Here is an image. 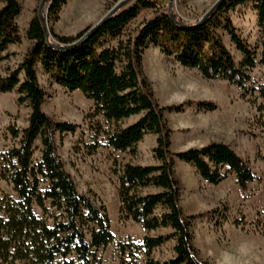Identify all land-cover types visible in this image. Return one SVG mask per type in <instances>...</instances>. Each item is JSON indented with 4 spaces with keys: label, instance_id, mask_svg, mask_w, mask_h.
I'll use <instances>...</instances> for the list:
<instances>
[{
    "label": "trees",
    "instance_id": "16d2710c",
    "mask_svg": "<svg viewBox=\"0 0 264 264\" xmlns=\"http://www.w3.org/2000/svg\"><path fill=\"white\" fill-rule=\"evenodd\" d=\"M48 1V27L41 14H36L25 32L30 47L22 62L5 76L0 75V95L16 92V103L31 110L25 129H8L12 139L18 140L17 146L0 154V178L17 195L16 199L8 195L0 199V264H103L100 251L115 241L106 207L79 192L58 154L57 135H74L83 127L56 121L44 112L48 94L40 84L39 70L66 92L79 91L94 104L93 111L85 116L91 134L85 145L88 155L109 148L134 157L146 136L157 137L155 165L128 163L115 170L121 217L145 232L141 242L120 244L122 264H208L199 259L193 245L194 221L203 216H186L180 205L177 163L192 165L212 185H219L232 174L243 191L257 178L249 163L223 143L172 151L173 131L166 112L184 113L191 108L213 112L217 107L202 101L161 107L143 73L144 52L150 46L159 48L166 57L183 68L197 70L207 80L226 81L248 92L257 54L242 39L231 13L253 5L264 34V0H225L206 18L193 22L166 12V0H137L132 5L126 0L90 38L86 37L88 29L74 37L58 35L54 25L68 0ZM0 3L2 55L10 46L21 45L24 38L18 23L20 1ZM142 9L156 13L135 32L126 33V26ZM222 33L243 55L241 63L226 47ZM260 63L264 65V58ZM260 91L264 100V88ZM134 117L139 119L125 125ZM38 150L40 158L36 160ZM160 230L171 233L152 235ZM171 241L173 256L156 259L154 253Z\"/></svg>",
    "mask_w": 264,
    "mask_h": 264
},
{
    "label": "rangeland",
    "instance_id": "374dc122",
    "mask_svg": "<svg viewBox=\"0 0 264 264\" xmlns=\"http://www.w3.org/2000/svg\"><path fill=\"white\" fill-rule=\"evenodd\" d=\"M22 13L18 18L23 43L0 55V75L5 76L22 62L30 43L25 32L30 20L36 14L46 15L50 2L46 0H19ZM122 0H68L60 13V20L54 25L58 35L77 36L88 31L104 18ZM137 0H130L132 5ZM219 0H166L164 9L177 14L189 22L206 13ZM1 8V5H0ZM156 11L142 9L125 29L135 32L144 22L150 20ZM232 21L242 39L257 54V66L251 72L249 91L244 92L222 80H207L197 70L181 67L174 59L166 57L159 48L150 46L143 57V73L149 80L157 103L161 107L180 105L187 101L210 102L216 105L213 112L196 108L184 113H165L169 128L173 131L172 151L183 152L202 148L211 143L229 145L246 160L257 180L243 191L234 175L219 185L204 181L196 169L184 162H178L176 177L182 188L180 205L186 216L202 215L194 221L193 245L201 261L208 264H264V34L258 25L257 12L253 5L241 6L231 13ZM223 41L239 64L243 55L232 44L230 37L222 33ZM115 45V41L111 42ZM11 55L8 59L5 55ZM13 54V55H12ZM40 84L48 94L43 110L56 121L71 122L83 127L76 134L57 135L58 154L65 163L80 193L91 197L98 205H104L111 220L115 241L100 251L103 264H122L119 246L124 242H141L144 230L120 214L118 196L119 180L115 170L125 164L155 165L153 149L157 137L146 136L138 145V153L115 152L100 148L96 154L86 153L90 132L85 116L94 109V104L79 92L69 93L56 85L50 75L39 70ZM17 93L0 95V154L17 146L18 140L8 133L11 126L23 130L28 126L31 110L27 105L16 103ZM139 117L125 122L130 125ZM38 146L40 143H37ZM40 158V151L35 155ZM46 185H42L45 189ZM17 195L12 186L0 178V199ZM41 215V211L36 209ZM225 217V220L223 219ZM160 230L152 235L168 234ZM174 242L171 241L154 253L156 259L165 260L173 256Z\"/></svg>",
    "mask_w": 264,
    "mask_h": 264
},
{
    "label": "water",
    "instance_id": "95a60500",
    "mask_svg": "<svg viewBox=\"0 0 264 264\" xmlns=\"http://www.w3.org/2000/svg\"><path fill=\"white\" fill-rule=\"evenodd\" d=\"M46 0H43V2H45ZM223 1L225 0H219L204 16V18H206L214 9H216V7H218V5H220ZM126 4V0H122L121 2H119L104 18H102L96 25H94L86 34L87 38L92 37L93 35H95L98 30L101 28V26L107 21L109 20L111 17H113L124 5ZM49 7L48 6L47 10H46V15L41 14L42 20L45 24V26L48 27V12H49ZM48 34H50V31L48 30Z\"/></svg>",
    "mask_w": 264,
    "mask_h": 264
},
{
    "label": "crops",
    "instance_id": "0c3cea01",
    "mask_svg": "<svg viewBox=\"0 0 264 264\" xmlns=\"http://www.w3.org/2000/svg\"><path fill=\"white\" fill-rule=\"evenodd\" d=\"M0 5H1V7L3 6L2 3H0ZM13 47H16V45H12V46H10V47L8 48V50L11 49V48H13Z\"/></svg>",
    "mask_w": 264,
    "mask_h": 264
}]
</instances>
